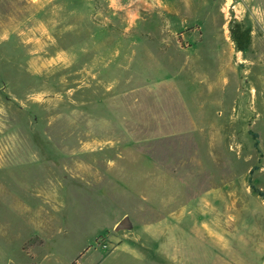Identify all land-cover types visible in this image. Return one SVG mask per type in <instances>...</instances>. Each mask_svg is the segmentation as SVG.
<instances>
[{"label":"rangeland","instance_id":"rangeland-1","mask_svg":"<svg viewBox=\"0 0 264 264\" xmlns=\"http://www.w3.org/2000/svg\"><path fill=\"white\" fill-rule=\"evenodd\" d=\"M169 2L0 0V264H99L125 206L83 199L80 176L131 151L167 174L178 230L225 233L187 236L182 256L264 264V0ZM131 168L124 183L154 193Z\"/></svg>","mask_w":264,"mask_h":264},{"label":"crops","instance_id":"crops-1","mask_svg":"<svg viewBox=\"0 0 264 264\" xmlns=\"http://www.w3.org/2000/svg\"><path fill=\"white\" fill-rule=\"evenodd\" d=\"M113 1L116 3L117 9L121 10L127 7V12L133 16L142 14V11L150 9L155 3L161 5L163 7L162 9H167V3L170 4L169 0H131L127 5L121 4L120 0ZM126 160L128 161L126 162ZM143 162L147 164V162L135 152L131 151L127 155H118L113 160L108 161L103 170L104 172L96 174L87 173L80 176L84 182L80 183L83 199L88 198L89 200L91 196L105 197L104 193L107 190V194L110 195L109 197L114 205L122 203V206H125L123 213L119 211L113 227L107 231H103L105 233L114 231L117 239L110 253L99 264H102L107 258L122 252L135 256L143 254L144 264H217L222 261L224 258L222 253L225 252H215L217 250H213L208 261H203V263L197 262L199 258L198 255H194L193 258H186L179 253V245L184 244L183 241L185 238L188 239L187 236L200 241L201 239L216 240L220 238L219 242L226 245L225 242L221 241L223 237L217 236L225 235V233H216L213 231L202 232L200 230H198L199 232L178 230L176 224L178 223L179 213H177L176 206H173L170 210L165 207L167 195L163 185L167 182V174L160 167L152 166L149 163L150 167H146ZM133 166V170L149 173L152 177H155L154 193H152L153 183L151 184V182L149 184L151 194L144 193L140 190L143 189L145 185L143 188L139 186L133 189L124 183L125 171L131 173V167ZM117 170L122 173L118 174L117 172L119 171ZM163 180L164 183L162 182ZM91 198L93 199L94 197ZM175 199L174 197V201ZM152 209H156L159 214L152 217ZM133 218L140 222V229H142V232L139 234L135 233V227L132 225ZM92 220L94 219L89 221ZM192 220L191 227H195L194 222L197 220H194V217ZM170 222L175 224V229H167V224ZM148 224H150V227L146 226ZM100 236L101 235L98 237ZM194 244L209 245L208 242L203 241ZM194 244L189 242L190 247ZM145 256H147V258H145ZM216 259H219L217 263L215 262ZM221 264L223 263L221 262Z\"/></svg>","mask_w":264,"mask_h":264},{"label":"trees","instance_id":"trees-1","mask_svg":"<svg viewBox=\"0 0 264 264\" xmlns=\"http://www.w3.org/2000/svg\"><path fill=\"white\" fill-rule=\"evenodd\" d=\"M236 44H237V49L238 50H245L246 49V42H241L239 39L235 38ZM253 139L255 140V146L258 147V138L256 134H251ZM254 171V168L251 169L250 171V175L252 174V172ZM250 185L251 188L253 189V191L262 199L264 200V191H260L258 188H256L253 184H251L250 181Z\"/></svg>","mask_w":264,"mask_h":264}]
</instances>
